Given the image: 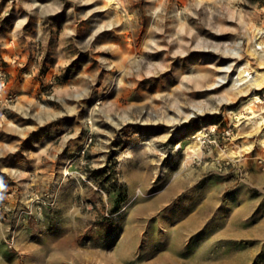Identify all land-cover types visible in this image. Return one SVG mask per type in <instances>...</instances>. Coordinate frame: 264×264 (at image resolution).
I'll list each match as a JSON object with an SVG mask.
<instances>
[{
    "label": "rangeland",
    "instance_id": "obj_1",
    "mask_svg": "<svg viewBox=\"0 0 264 264\" xmlns=\"http://www.w3.org/2000/svg\"><path fill=\"white\" fill-rule=\"evenodd\" d=\"M259 30L264 0H0V264H264Z\"/></svg>",
    "mask_w": 264,
    "mask_h": 264
},
{
    "label": "bare ground",
    "instance_id": "obj_2",
    "mask_svg": "<svg viewBox=\"0 0 264 264\" xmlns=\"http://www.w3.org/2000/svg\"><path fill=\"white\" fill-rule=\"evenodd\" d=\"M259 33L262 35V34H264V31L259 30ZM257 44H260V43H257ZM259 62H260V64H264V59H260ZM245 72H246L245 70H240V72H239L240 80L243 79V78L245 77V76H244V73H245ZM255 81H256V87H259L260 84H261V82L264 81V76H260V77H258ZM250 85H252V84H250ZM251 88H252V87H251ZM240 92H241V91H240ZM243 93H244V92H243ZM173 261H174V260H173Z\"/></svg>",
    "mask_w": 264,
    "mask_h": 264
},
{
    "label": "built area",
    "instance_id": "obj_3",
    "mask_svg": "<svg viewBox=\"0 0 264 264\" xmlns=\"http://www.w3.org/2000/svg\"><path fill=\"white\" fill-rule=\"evenodd\" d=\"M0 86L3 87V82H0Z\"/></svg>",
    "mask_w": 264,
    "mask_h": 264
}]
</instances>
